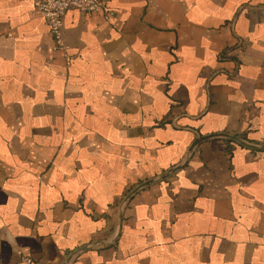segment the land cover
Listing matches in <instances>:
<instances>
[{"label":"crops","instance_id":"1","mask_svg":"<svg viewBox=\"0 0 264 264\" xmlns=\"http://www.w3.org/2000/svg\"><path fill=\"white\" fill-rule=\"evenodd\" d=\"M105 1L0 0V264H264V0Z\"/></svg>","mask_w":264,"mask_h":264},{"label":"built area","instance_id":"2","mask_svg":"<svg viewBox=\"0 0 264 264\" xmlns=\"http://www.w3.org/2000/svg\"><path fill=\"white\" fill-rule=\"evenodd\" d=\"M33 7L44 19L50 36L53 40L54 50L64 52L68 61L66 46L63 41V19L70 10L82 13L99 14L104 21H109L113 16V10L105 0H33ZM27 264H37L29 259H23Z\"/></svg>","mask_w":264,"mask_h":264},{"label":"water","instance_id":"3","mask_svg":"<svg viewBox=\"0 0 264 264\" xmlns=\"http://www.w3.org/2000/svg\"><path fill=\"white\" fill-rule=\"evenodd\" d=\"M217 136H222L223 138L229 139V140H233V141H237L235 137L232 136H228V135H217Z\"/></svg>","mask_w":264,"mask_h":264}]
</instances>
